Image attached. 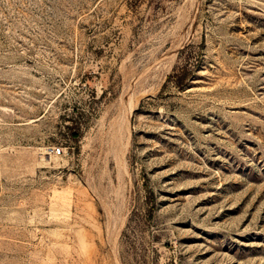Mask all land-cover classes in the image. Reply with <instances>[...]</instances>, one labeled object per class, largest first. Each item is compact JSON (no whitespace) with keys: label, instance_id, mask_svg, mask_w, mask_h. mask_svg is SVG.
<instances>
[{"label":"rangeland","instance_id":"1","mask_svg":"<svg viewBox=\"0 0 264 264\" xmlns=\"http://www.w3.org/2000/svg\"><path fill=\"white\" fill-rule=\"evenodd\" d=\"M0 264H264V0H0Z\"/></svg>","mask_w":264,"mask_h":264},{"label":"bare ground","instance_id":"2","mask_svg":"<svg viewBox=\"0 0 264 264\" xmlns=\"http://www.w3.org/2000/svg\"><path fill=\"white\" fill-rule=\"evenodd\" d=\"M132 107V106H131ZM131 109V108H130ZM123 127H124V120L116 121L112 124V128L114 131V136L117 137V139H121L123 136ZM125 136V134H124ZM110 137V136H109ZM128 141V140H127ZM128 143V142H127ZM117 144V143H116ZM115 154V153H114ZM116 157V156H115Z\"/></svg>","mask_w":264,"mask_h":264},{"label":"built area","instance_id":"3","mask_svg":"<svg viewBox=\"0 0 264 264\" xmlns=\"http://www.w3.org/2000/svg\"><path fill=\"white\" fill-rule=\"evenodd\" d=\"M56 153L60 154L61 153V149L60 148H57L56 149Z\"/></svg>","mask_w":264,"mask_h":264},{"label":"trees","instance_id":"4","mask_svg":"<svg viewBox=\"0 0 264 264\" xmlns=\"http://www.w3.org/2000/svg\"><path fill=\"white\" fill-rule=\"evenodd\" d=\"M179 83H182V80ZM180 85H182V84H180Z\"/></svg>","mask_w":264,"mask_h":264}]
</instances>
